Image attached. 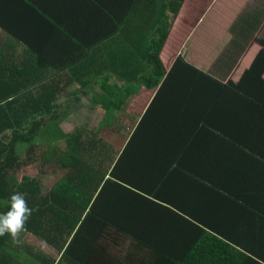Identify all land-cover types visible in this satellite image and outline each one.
I'll use <instances>...</instances> for the list:
<instances>
[{
  "label": "crops",
  "instance_id": "0c3cea01",
  "mask_svg": "<svg viewBox=\"0 0 264 264\" xmlns=\"http://www.w3.org/2000/svg\"><path fill=\"white\" fill-rule=\"evenodd\" d=\"M163 35L160 57L168 72L184 57L207 74L173 75L177 89L168 92L148 85L155 42ZM0 81L19 83L26 97L56 100L51 112L42 111L59 116L49 130L71 134L62 127L68 117L103 113L93 130L103 138L112 132L113 148L120 151L114 155L91 142L115 162L145 121L138 140L145 146L137 148H145L149 160L136 157L131 180L141 188L157 185L160 197L147 196L164 209L197 210L200 203L189 200L184 185L159 184L150 164L164 154L167 163H201L206 151L225 146L234 160L237 153L253 168L246 158L255 161L264 151V0H0ZM177 132L181 139H167ZM174 217L153 219V227H186ZM210 231L229 243L246 241ZM112 247L123 251L119 259L129 256L127 264H154L159 257L129 240L112 241Z\"/></svg>",
  "mask_w": 264,
  "mask_h": 264
},
{
  "label": "trees",
  "instance_id": "16d2710c",
  "mask_svg": "<svg viewBox=\"0 0 264 264\" xmlns=\"http://www.w3.org/2000/svg\"><path fill=\"white\" fill-rule=\"evenodd\" d=\"M165 39L163 35L155 42L148 85H162L160 92H168L177 89L173 75L207 74L184 57H179L168 72L160 57ZM55 101L26 97L21 95L19 83L0 81V213L8 210L14 192L23 193L33 209L24 232L57 251L55 257L21 242L13 244L6 234L0 236V264H127L129 256L119 259L123 251L112 247V241L119 240L157 253L154 264H264L263 150L257 152L255 161L246 158L253 168H247L237 153L234 160L225 146L206 151L207 160L201 163H167L165 154L161 161H153L150 165L157 169L154 178L159 184L184 185L189 200L200 203L197 210L179 206L180 212L171 211L148 198V194L160 197L154 192L157 185L141 188L142 183L131 180L136 157L149 160L145 148H137L145 146V142H138L146 132L145 121L115 162L85 138L86 132L64 134L47 128L59 116L42 111L51 112ZM181 137L179 132L172 137L167 134V139ZM36 163L52 165L51 172L64 171L47 193L37 177L17 178L20 169ZM254 170L263 174L258 177ZM167 216H175L176 223L185 222L186 227H177L176 232L165 225L153 227V219L169 221ZM225 220L233 225L224 226ZM211 229L228 239L245 237L246 241L229 243L214 236Z\"/></svg>",
  "mask_w": 264,
  "mask_h": 264
},
{
  "label": "rangeland",
  "instance_id": "374dc122",
  "mask_svg": "<svg viewBox=\"0 0 264 264\" xmlns=\"http://www.w3.org/2000/svg\"><path fill=\"white\" fill-rule=\"evenodd\" d=\"M80 111H82V109ZM82 112H83L82 114L76 113L68 117L67 122L65 121L66 123H63L62 125L65 131L67 133L73 134L75 133V131L73 130H75L76 128L84 127L86 130H88L86 132L87 139L98 144L99 147L102 148L103 150L105 151L112 150L111 152H113L114 155H117L120 150L117 147H116L117 150L113 148L117 144H115L114 142L112 143V138H115V135L113 134L114 136H112L110 135L112 132H109L108 134H106V137L103 138L101 135H98L96 132L97 129L96 126L101 125V123L104 121L106 116L99 111L94 112L89 110H83ZM123 123L126 124V127H128L130 124V122L128 121H125ZM94 127H96V129L93 130ZM52 168L53 166L50 164L36 163L35 165L33 164L24 167L22 170L20 169L19 172L17 173V178L19 177V179H21L23 175H30L37 177L42 181L41 185H42L43 193H47L49 189L52 187L53 183L57 179H59L64 173V171H62L61 169L55 170V172L54 171L51 172L50 169ZM46 169H49V171H45ZM20 242L22 244H28L30 249H37L36 251H40L42 253H46L55 257L57 256V251L54 250V248L44 244L42 241H40L39 239H37L32 235L26 236L25 234H20Z\"/></svg>",
  "mask_w": 264,
  "mask_h": 264
},
{
  "label": "clouds",
  "instance_id": "9594fccd",
  "mask_svg": "<svg viewBox=\"0 0 264 264\" xmlns=\"http://www.w3.org/2000/svg\"><path fill=\"white\" fill-rule=\"evenodd\" d=\"M33 209L28 207L23 193L14 192L8 200V210L0 213V236L9 235L13 244L20 243V234L26 231V224Z\"/></svg>",
  "mask_w": 264,
  "mask_h": 264
}]
</instances>
